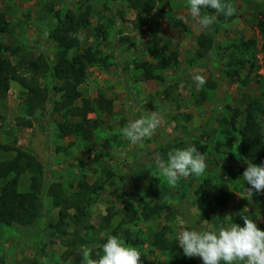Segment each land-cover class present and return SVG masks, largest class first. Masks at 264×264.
Returning <instances> with one entry per match:
<instances>
[{
  "label": "rangeland",
  "instance_id": "obj_1",
  "mask_svg": "<svg viewBox=\"0 0 264 264\" xmlns=\"http://www.w3.org/2000/svg\"><path fill=\"white\" fill-rule=\"evenodd\" d=\"M130 1L0 0V13L5 14L11 28L9 34H0V44L19 50L16 55L4 54V58L27 80L33 78L29 66L40 54L51 65L54 63L57 48L48 36L56 25L55 13L72 11L80 20L89 10L90 27L79 32L78 52L97 51L104 65L88 68L80 92L95 107L100 97L112 103L110 115L104 107L88 115L90 121L96 122L90 144L78 138L63 140L57 127L66 121L64 115L53 112L45 103L29 116L23 88L11 83L0 103V161L11 160L14 150H20L44 167L46 184L60 185L68 197L82 181L104 184V191L92 198L85 229L70 223L65 228L66 237L56 234L53 238L50 235L54 232L48 226L57 223L59 210L53 208L43 188L39 220L25 228L1 229L0 264H80L83 246L98 249L109 235L124 239L126 230L132 240L139 242L135 247L147 264H172L168 254L152 247L153 235L167 227L171 238H175L181 230H203L219 223L217 215L206 210L195 192L203 180L220 183L227 181L229 173L226 217L230 216L234 223L247 215L264 230V190L252 196L247 193L250 186H244L242 175L248 165L240 154L239 136L231 127V118L240 113V129L252 106L264 134V117L253 106L260 102L264 107V33L258 26L264 20V0H227L235 9L234 15H219L205 31L191 17L187 0H152L153 9L148 15L141 9H132ZM97 31H103L106 40L98 37ZM200 37L212 42L203 60L198 56L202 52L198 46ZM154 40L160 42L154 45ZM150 50L157 56H178L176 65L155 72L160 80H147L138 70L143 62L158 64ZM239 61L245 65L233 67ZM198 76L205 80L199 88ZM40 84L46 89L53 86L49 77ZM155 111L162 119L150 138L131 144L123 137L120 129ZM188 145L204 154L206 171L170 186L159 176L155 161L166 159L170 150ZM139 175L156 179L158 186L169 191L171 217L125 223L121 212L124 203L131 202L139 208L142 202H154ZM31 181L32 176H23L19 191L27 192ZM125 192L130 193L128 197ZM110 210L114 216L106 225L104 219ZM195 258L197 264H202L199 257Z\"/></svg>",
  "mask_w": 264,
  "mask_h": 264
},
{
  "label": "trees",
  "instance_id": "obj_2",
  "mask_svg": "<svg viewBox=\"0 0 264 264\" xmlns=\"http://www.w3.org/2000/svg\"><path fill=\"white\" fill-rule=\"evenodd\" d=\"M153 5L152 0L130 1L132 9H141L147 15L151 13ZM208 11L214 12L211 9ZM89 15L90 11L87 10L79 20L72 11H67L64 15L55 13L56 25L48 36L57 48L54 63L51 65L49 60L40 54L29 66L33 75L30 80L21 78L16 68L4 58V54L16 55L19 50L0 44V103L6 98L11 83L15 82L25 92L23 103L29 116L34 115L45 103H48L53 112L63 114L66 118V121L57 127L59 138L63 140L78 138L88 144L93 138L92 125H96V122L88 119V115L95 110H102L103 107L108 115L112 111L111 102H106L100 97L95 107V103L85 99L80 92L88 68L97 64L104 65V61H100L99 52L92 51V49L82 53L78 52L79 32L81 29L90 27ZM258 26L264 33V20ZM10 32L11 28L6 21L5 14L0 13V34L5 35ZM98 37L106 40V34L103 31L99 32ZM159 42L160 40H154L153 44L157 45ZM211 44L212 42L208 39L199 38L198 46L202 50L198 53L199 59L206 58ZM149 54L158 58V64L153 66L148 62H143L138 65V70L147 80H160L155 75L156 71H165L177 64V54L157 56L151 50ZM237 65L243 67L245 62H236L233 67ZM47 77L52 80L51 89L43 88L40 84V80ZM253 104L264 117V107L262 109L260 102ZM251 110L252 106L246 112V119L240 129H237V121L241 114L235 113L231 118V127L232 131L239 136V150L243 160L246 163L250 161L256 165H264V134L261 127L256 123L253 112L255 109ZM14 152L15 156L11 160L0 161V183H2L0 187V231L4 227H29L39 220L41 217L39 195L43 188L44 192L51 197L53 208L59 210L57 223L48 226L54 232L50 236L54 238L57 234L61 238L66 237L65 228L70 223L77 228H83L84 223L89 218L88 209L92 198L104 191V184L90 185L82 181L77 185L78 190L69 194L70 197H68L60 185L45 183L44 167L35 157L20 150H14ZM230 174L226 175L227 181L221 180L220 183H214L210 179L203 180L195 192V196L205 205L206 210L217 215L219 223L226 219L225 211L230 199L228 187V183L231 182V177H228ZM25 175L32 176V181L27 192H20V179ZM138 178L147 184L149 194L154 202L152 204L142 202V206L139 208H136L131 202L124 203L121 212L125 218V223L134 225L141 220L148 222L152 219L161 218L162 215H165L166 218L171 217L172 213L167 204V201L171 200L169 191L158 186V182L152 177L139 175ZM123 194L128 197L130 193L125 192ZM113 216V211H108L104 219L106 225L112 221ZM234 223L243 226L242 217L237 218ZM123 237L127 244L139 245L138 241L132 240L128 230L123 233ZM105 241H102L101 244ZM152 247L161 253L168 254L172 259V264H197L195 257L189 258L183 254L177 246L176 239L171 238V233L167 227L153 235ZM99 250L100 247L94 251ZM79 262L82 264V259ZM32 264L37 263L33 262ZM140 264H147V262L141 258Z\"/></svg>",
  "mask_w": 264,
  "mask_h": 264
},
{
  "label": "clouds",
  "instance_id": "obj_3",
  "mask_svg": "<svg viewBox=\"0 0 264 264\" xmlns=\"http://www.w3.org/2000/svg\"><path fill=\"white\" fill-rule=\"evenodd\" d=\"M188 11L201 31L210 29L219 15L226 18L234 15L235 9L227 0H187ZM214 10L204 12L202 10ZM197 88L205 83L196 77ZM162 117L155 111L133 119L120 129L123 137L131 144L150 138L160 126ZM243 172V183L249 185L247 193L252 196L264 190V165L247 162ZM158 174L168 185L175 186L182 178L201 176L207 168L206 158L196 146L175 148L167 153L166 159L155 161ZM217 223L203 230L184 229L176 234L177 246L186 257H199L202 264H264V230L254 219L243 215V226L232 222ZM201 223H207L202 222ZM82 264H140L141 252L118 235H109L100 245L99 251L90 246L81 249Z\"/></svg>",
  "mask_w": 264,
  "mask_h": 264
}]
</instances>
